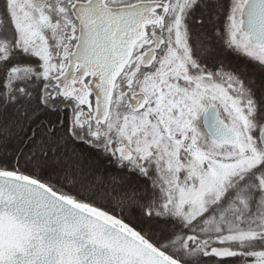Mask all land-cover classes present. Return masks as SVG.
Segmentation results:
<instances>
[{
	"label": "trees",
	"instance_id": "trees-1",
	"mask_svg": "<svg viewBox=\"0 0 264 264\" xmlns=\"http://www.w3.org/2000/svg\"><path fill=\"white\" fill-rule=\"evenodd\" d=\"M244 1H178V10H181V17H183L181 31L184 33L189 31L193 35L196 49L204 51L205 57L212 64L207 65L209 68L217 64L218 70L216 73H211L210 78L217 80L219 85L225 86L231 97L243 100L239 107L243 108L244 114H248L247 120L252 124L249 134L254 139L252 143L255 149L254 158L248 159V162L242 164L224 180L220 185L218 198L209 199L200 215L191 221H186L176 214L174 204L177 202V197L174 195L177 189L174 188L172 191L166 187V183L171 187L178 184L177 186L181 188L197 184L196 178L190 180L185 171V168H189L187 171L191 172V169H194L193 164L194 170L197 166L193 163L192 157L185 154L182 149L178 150L177 162L158 161L156 151L142 160L126 162L123 167L129 168L130 172L124 174L115 168L118 159L115 156L116 143H114L113 133L110 134L112 143L105 145L102 149H100L101 141L94 142V148L87 150L88 153L73 147L71 137L88 135L74 125V114L65 108V103L50 90V86L47 87L35 81L24 85L11 84L7 80L6 67L2 65L0 69V171L23 174L50 186L63 195L76 198L73 193L63 191L61 182L57 180L65 176H71L70 178L73 179V174L76 177L77 172L82 171L81 177H76L75 180L83 182L86 181L85 172L89 170L92 174L89 178L90 185L93 186L90 192L96 195H105L108 192L123 193L120 201L127 200L128 206L117 207L114 213H107L102 206L105 204L104 197L96 196L101 197L98 201V203L102 202L101 206L87 199H76L99 208L121 222L128 223L134 229L135 226L131 224L133 222L125 221L121 213L122 211L133 213L134 208H138L135 204L142 201L145 206L139 209V216L145 221L143 225L146 227L145 231L137 229V232L182 264H264V150L260 147L257 138L260 130L264 128V66L243 55L230 44L228 39L229 19L232 15L239 16ZM203 38L208 39L206 45L203 44ZM10 41V34L3 27L0 29V44ZM223 46L228 48L231 57L226 59L221 53L224 50ZM206 48L211 51L205 50ZM232 58H235L237 62H234ZM247 66H250L251 70H248ZM200 68L205 70V64H201ZM201 74L210 75L206 71H202ZM247 75L254 78L253 81L257 80L255 87L247 86L242 81ZM228 84L243 85L242 89H239L240 94H236L237 97L232 89H228ZM245 100H248V103ZM251 104L254 110L249 114L248 108L250 106L252 109ZM219 114L227 123L220 110ZM194 127L197 134L195 148L199 152L223 155L235 150V147L227 148L213 143L202 129L200 116ZM51 128L53 130L50 132ZM5 132L7 136H4ZM99 154H104L105 161L110 163L109 166L104 165V160L99 157ZM80 155L86 157L89 164H81L83 160L79 158ZM51 159L61 161L55 165ZM20 165H27L30 168L23 171L18 169ZM142 168L149 170L147 174L138 173L137 170ZM133 170L137 172L132 173ZM93 171L96 172L94 175ZM97 175L100 177L99 182L96 183L93 177ZM115 178L121 183H111V180ZM89 180H87L88 183ZM168 198H171L174 204L165 208L164 204L167 203ZM122 203L126 204L124 200ZM153 221L166 226L154 224ZM166 227L168 229H165Z\"/></svg>",
	"mask_w": 264,
	"mask_h": 264
},
{
	"label": "rangeland",
	"instance_id": "rangeland-1",
	"mask_svg": "<svg viewBox=\"0 0 264 264\" xmlns=\"http://www.w3.org/2000/svg\"><path fill=\"white\" fill-rule=\"evenodd\" d=\"M32 1L33 0H0V29L3 27L6 28L11 37L10 42L2 43L3 45L0 44V69L1 65L6 67L7 80L11 84L24 85L27 82L35 81L49 87L48 80L51 77V64L53 62L50 54V35L44 33L45 28L40 26V24L33 19L31 14ZM229 24L230 31L228 39L230 40V44L236 47L243 55H247L252 58L254 62H258L257 64L264 66V52L260 49L253 48L248 43L247 39L240 34L238 29V16L232 15L231 19H229ZM207 41V38H203L204 45L208 43ZM177 43H179V54H174L175 51L173 52V50L170 52V59L165 62V72L158 75H151L148 79L143 81V89L147 93L149 99L146 110L134 117L123 115L120 120L121 122L118 123L116 107L119 100L117 101L116 99L117 104L114 103L112 106L110 120L105 129H97L94 126H90L89 134L97 132L99 136L105 137L109 132L113 133L119 131L121 135L126 138L127 143L132 145L131 149L135 156L134 160H142L156 151L158 152V161L163 163L164 161L177 162L179 149H182L185 154L191 156L194 161L193 163L197 166V169L194 170L195 166L193 164L192 168L194 169L191 170L197 173L192 171L188 172L187 170L189 168H185V171L190 177V180L196 178L197 184L193 186L191 182L192 185L181 188L177 186L178 184H174L173 187H171L166 183V187L172 191L174 188L177 189V192H175L177 195L174 193V197H177V202L174 204L173 200L168 198L167 203L164 204L165 208L168 206L170 207L171 204L173 206L174 204L176 214L182 216L186 221H191L203 212L209 199L212 197L215 199L218 198L220 194V185L224 180L230 174H233L242 164L248 162V159L254 158L255 149L252 145L254 139L249 134L252 124L247 120L248 114H244L243 108L239 107V104L243 102V100L234 98V96L231 97L225 86L222 84L219 85L217 80H212L210 77H203L204 79L201 78L200 80L195 78L196 80L192 79L193 82L188 81V83H186V63H184L185 61H183V59L187 62L186 58L188 57V52L181 42ZM223 48L224 50L221 53H223L224 57H226V59L227 57H231L228 53V48L224 46ZM205 50L211 51V49L209 50L207 48ZM195 55L198 56L196 52ZM232 60L237 62L235 58H232ZM208 62H205V68L217 72V64L215 67L209 68L207 66L209 65ZM211 65L212 64H210V66ZM247 67L248 70H251L250 66ZM243 79L242 81L247 86L253 85L255 87L257 83V80L256 82L253 81L254 78H250L249 75L243 77ZM207 83H210V85H207ZM242 86V84H228L227 87L228 89H232L235 93V97H237V95L240 94L239 89H242ZM261 99L262 98H260V100ZM247 101L245 100V102ZM121 105L122 104H119V106ZM209 105H215L219 108L218 110L222 112L229 127L236 133L237 145L232 153L217 155L213 152L203 153L194 149L195 142L197 141L194 124L198 116L202 115L203 111ZM244 109H246L245 106ZM253 110V105L252 109L249 106V114H251ZM73 123L78 126L83 124L81 112L78 110L75 112ZM52 130L51 128L50 132ZM7 135L8 134L5 132L4 136ZM76 146L77 145L73 144V147ZM76 148L79 149V146ZM82 151L88 153L87 150ZM52 157L53 154L51 155V158ZM79 158L83 160L81 164L84 165L88 163L86 157L80 155ZM51 160L55 165L61 161ZM103 160L104 165L109 166L110 163L105 161V159ZM63 162L65 161L63 160ZM21 166L22 165H20L18 169L23 171H27L26 169L30 168L27 165ZM8 168L11 169V166L8 165ZM118 169L121 168L118 167L116 170ZM130 169L132 168L130 167ZM137 171L138 173L145 174L149 170L142 168ZM81 173L82 171L77 172L76 177H81ZM95 173L96 172L93 171V175ZM104 176H106V173H104ZM70 177L65 176L57 180V182H61V189L63 191L69 194L73 193L76 198L90 200L98 206L102 204V202L98 203V201L101 200V197H104L105 204L102 206L107 213H114L117 207L126 208L128 203L126 202L127 200L123 199L126 204L122 203L123 200L120 201L123 193L113 192L110 194L108 192L109 194L96 195L94 192L89 191L90 188L93 187L90 185L91 180H89V178L92 177V174L89 170L85 172L84 177L86 181H76L75 174L72 175L75 181ZM99 177L100 175L93 177L96 183L99 182ZM87 180H89V183ZM112 182L121 183L116 178L111 180V183ZM188 182L187 180V183ZM86 187H88V189ZM174 197L172 199H174ZM76 198L74 199L78 200ZM138 203L135 204L138 208L135 207L133 213L122 211L121 215L125 221L130 223L133 222L131 224L135 226V229L124 222L128 227L136 231H138L137 229L145 231V221L139 216V209L144 207L145 204L142 203V201ZM85 204L94 207L91 204ZM97 209L100 210L99 208ZM153 223L161 224L158 221H153ZM165 229H168V227Z\"/></svg>",
	"mask_w": 264,
	"mask_h": 264
},
{
	"label": "water",
	"instance_id": "water-1",
	"mask_svg": "<svg viewBox=\"0 0 264 264\" xmlns=\"http://www.w3.org/2000/svg\"><path fill=\"white\" fill-rule=\"evenodd\" d=\"M40 1L33 5L34 16L44 4ZM144 6L114 11L98 7L79 20L84 22L85 30L92 27L96 31L89 40L107 43L105 49L107 46L110 49L106 30L109 16L114 12L123 17L134 16ZM240 20V29L251 45L264 51V0H245ZM61 82L64 95L81 105L88 104L89 93L95 92L96 124L100 121L98 117H103L101 122L104 121L111 97L109 82L108 89L102 93L95 73H91L88 90L74 76ZM138 102L140 110L145 100ZM202 126L217 145L232 148L237 144L235 132L222 121L215 107L206 109ZM258 141L264 150V128L258 134ZM0 264L182 263L103 211L60 194L30 177L0 171Z\"/></svg>",
	"mask_w": 264,
	"mask_h": 264
},
{
	"label": "flooded vegetation",
	"instance_id": "flooded-vegetation-1",
	"mask_svg": "<svg viewBox=\"0 0 264 264\" xmlns=\"http://www.w3.org/2000/svg\"><path fill=\"white\" fill-rule=\"evenodd\" d=\"M140 4L145 6L134 16L123 17L115 12L109 16L106 30L108 29L110 49L108 46L105 49L107 43L89 40L96 31L92 27L85 30L82 26L84 22L79 20L94 8L102 7L104 10L114 11ZM177 7V0H44V5L33 19L45 28L44 33L50 35V54L53 61L51 77L48 80L50 90L56 93L65 103V108L74 115L77 110L81 112L83 124L75 125L88 136L71 137L73 144L79 146V149L91 150L96 141H101L100 149L112 143L110 132L101 137L97 132L89 134V128L94 126L105 129L110 120L112 106L117 104L116 99L119 100L116 107L118 123L123 115L134 117L146 110L149 99L143 89V81L151 75L165 72V62L169 61L170 52L173 50L174 54H179L177 42H181L188 52L187 62L183 59L186 63V83L196 80L195 78H209L211 73H216L212 69L200 68L201 64L208 62V58L204 56V51L196 49L193 35L189 31H181L183 17ZM202 71L209 72L210 76L201 74ZM91 73H95L101 83L100 89H103L100 93L108 89V82L111 85L107 113L103 122V117H98V124L95 117L97 110L95 112L94 108L95 92L89 93L88 104L85 102L81 105L64 95L61 82L62 79L74 76L88 90ZM143 99L145 106L138 110L140 102L136 101ZM113 138L116 143L115 156L118 159L116 169L120 167L118 171L128 174L129 169L123 166L135 159L132 145L127 143L119 131L113 132ZM99 157L105 159L104 154H99Z\"/></svg>",
	"mask_w": 264,
	"mask_h": 264
}]
</instances>
